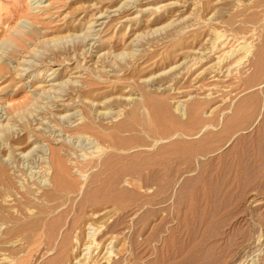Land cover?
I'll return each mask as SVG.
<instances>
[{
	"label": "rangeland",
	"instance_id": "374dc122",
	"mask_svg": "<svg viewBox=\"0 0 264 264\" xmlns=\"http://www.w3.org/2000/svg\"><path fill=\"white\" fill-rule=\"evenodd\" d=\"M128 1L130 19L105 35ZM196 1L0 0V121L12 117L0 127V159L14 187L2 192L50 187L54 148L72 185L42 222L15 235L0 226V264H88L95 252L98 264H264V0ZM99 15L104 28L90 24ZM218 32L229 42L219 61L210 51ZM109 35L101 72L96 55ZM76 48L85 52L68 58ZM145 57L157 58L149 71ZM78 60L91 91L64 83V100L40 94L35 85L66 80ZM216 69L239 79L230 93L213 85ZM197 102L200 121L186 127ZM119 122L123 148L105 133ZM27 134L29 147L8 146L5 136ZM91 159L96 175L79 172Z\"/></svg>",
	"mask_w": 264,
	"mask_h": 264
},
{
	"label": "bare ground",
	"instance_id": "6f19581e",
	"mask_svg": "<svg viewBox=\"0 0 264 264\" xmlns=\"http://www.w3.org/2000/svg\"><path fill=\"white\" fill-rule=\"evenodd\" d=\"M138 2V1H137ZM143 2V1H142ZM196 0H189V2L188 3H190L193 7H196L197 5H196ZM260 3H261V1H260ZM170 4V3H169ZM262 4L263 3H261L258 7L260 8V12L262 13L263 11H262V8H263V6H262ZM95 5V4H94ZM184 5V4H183ZM182 4H181V6H183ZM134 6V4H131V3H129V1L127 2V3H123L120 7H118V9H116V11H118L117 13V15H116V17H114V18H111V20L110 21H112V26L110 27V30H108V31H106V33H105V35L106 34H113L115 31H116V29L118 28V26H120L121 24H122V22H124V21H126V20H128V19H130L129 18V14L131 13V12H134L136 9H134V10H132V8H134L133 7ZM164 6V5H163ZM162 6V7H163ZM136 7V6H135ZM159 7V6H158ZM161 7V6H160ZM192 7V8H193ZM163 9V8H162ZM264 9V8H263ZM138 10V9H137ZM106 11V10H105ZM127 11H129L128 13H126V14H123L124 12H127ZM139 11V10H138ZM140 12V11H139ZM259 12V11H258ZM259 12V13H260ZM92 14V13H91ZM122 14V15H121ZM263 14V13H262ZM102 16V15H101ZM94 19H96V20H94V22L93 23H90L91 25H96V24H98V25H103V28L106 26V23H104V22H100V23H96L97 22V19L98 18H100V15L99 16H96V17H93ZM87 26V28L88 29H91V28H93L92 26ZM127 25V24H126ZM109 26V25H108ZM102 28V29H103ZM106 28H108V27H106ZM192 28H193V26H192ZM102 29L100 30V29H98V30H96V33L98 34V37H100V35H99V33H100V31H102ZM182 29V28H181ZM180 29V30H181ZM95 30V29H94ZM250 30V29H249ZM188 31H190V30H188ZM86 32V31H85ZM84 32V34L86 35V33ZM112 32V33H111ZM111 35H109L108 37H105L104 36V38L102 39V41H101V39H100V49H99V51H97V55H96V57H98L99 58V60H100V62L101 63H97L98 65H99V67H98V69L97 70H99V71H101L102 72V69H101V67L102 66H104L103 64L105 63L104 62V60H103V62L104 63H102V61H101V59L102 58H104L103 56H107V54H108V51L106 50L105 51V49H108L110 46H111V43L109 42V38L111 37ZM124 35V34H123ZM225 34H221V33H217L216 34V40L217 39H219V45H217V46H212V48H211V52H214V58H216V60L217 61H219V60H224V57H226V55H227V53H228V50H226V46L227 45H225L227 42H228V38H226V35H225V38L223 37ZM86 36H90V35H86ZM233 35H231V36H229V37H232ZM235 37V36H234ZM90 38V37H89ZM99 39H98V41H99ZM109 39V40H108ZM135 39V38H134ZM137 39V38H136ZM230 40V39H229ZM132 43H134V41L135 40H133L132 39ZM218 41V40H217ZM231 41H233L234 42V40L233 39H231ZM130 42V41H129ZM233 42H231V43H233ZM132 43L130 44V45H132ZM144 43V42H143ZM37 44V43H36ZM126 44V43H125ZM128 44V43H127ZM136 44V43H135ZM228 44H229V42H228ZM78 45V44H77ZM224 46H225V48H224ZM129 47V46H128ZM78 48H81V47H78ZM78 48H76V49H73L74 50V53L72 54V56H70V53H68V58H70V59H72V57H74L75 56V54L77 53L78 54V52L77 51H79V50H81V49H78ZM31 49H33V50H35L34 48H31ZM132 49V48H131ZM131 49H130V51H131ZM145 49V48H144ZM104 50V51H103ZM214 50V51H213ZM81 51H84V49L83 50H81ZM81 51H79L80 53L79 54H83V52L81 53ZM37 52V51H36ZM73 52V51H72ZM85 52V51H84ZM133 51H131V54H133V56H134V53H132ZM67 53V52H66ZM110 53V52H109ZM142 53V52H141ZM246 53H247V51H246ZM260 53V52H259ZM76 54V55H77ZM126 54V53H125ZM129 54H130V52H129ZM129 54H128V56H129ZM143 54V53H142ZM141 54V55H142ZM35 55V54H34ZM54 55V54H53ZM61 55V54H60ZM59 55V56H60ZM67 55V54H66ZM74 55V56H73ZM122 55V54H121ZM139 55V54H138ZM131 57H132V55H130ZM146 56V55H145ZM61 57V56H60ZM137 57V56H136ZM135 57V58H136ZM244 57H246L245 55H242L241 57H239L236 61H235V63L236 62H238L240 59H244ZM61 58H64V56L63 57H61ZM66 59H67V57H65ZM65 58H64V62H65ZM97 58V59H98ZM106 58V57H105ZM104 58V59H105ZM133 58V57H132ZM135 58H133V59H135ZM140 58V57H139ZM138 57L136 58V59H139ZM227 58V57H226ZM96 59V60H97ZM129 59V58H128ZM135 59V60H136ZM152 58H150V57H145V63H144V65H142L140 68H143L144 69V71H149V69L151 68V67H153L154 65H155V61H156V59L157 58H153L152 60H151ZM141 60V59H140ZM143 60V59H142ZM25 62V61H24ZM97 62V61H96ZM137 62H138V60H137ZM26 63H28L27 61H26ZM32 63V62H31ZM80 64V62H79V60L78 61H76L75 62V64H74V66H72V67H70L69 68V72H70V75H68V78H66V80H64V81H61V82H59L58 84H53V83H49V84H37V85H35V87H38V88H41V89H39V91H41L40 92V94H44L45 92H50V93H53V94H56L55 95V98H57V97H61V98H58L56 101L58 102V100H64V96L67 94H60V92H57V86L58 85H61L62 86V84H64V83H69V85L68 86H72V87H74L75 88V86L76 87H81L82 88V90H79V91H81V93H87V92H89V91H91V86H92V83L90 82V81H87L86 79L87 78H85L86 76H83V73L84 72H81L82 71V69H80V67H79V64ZM134 63V62H133ZM240 63V62H239ZM238 63V64H239ZM29 64H30V62H29ZM231 64V63H230ZM251 64V63H250ZM97 65V66H98ZM89 65H86V67H88ZM252 66H253V64H252ZM260 67H262V66H260ZM228 68V67H227ZM15 69V68H14ZM52 69V68H51ZM22 70H25V69H22ZM53 71L55 70V69H52ZM217 71H215L216 73L214 74V76L216 77V81H217V83H215V84H213L214 86H215V88H216V86L217 87H220V89H224V90H221V91H225L224 92V94H228V91H229V93L232 91V90H234V88L238 85L237 83H238V81H239V79H234V80H225V77H226V75H224V74H220L221 73V71H218V69H216ZM227 71V70H226ZM212 73V72H211ZM214 73V72H213ZM212 73V74H213ZM223 73V72H222ZM225 73V72H224ZM74 74V75H73ZM229 74V73H228ZM17 75V74H16ZM71 75H73V76H71ZM42 77V76H41ZM222 77H224V79L222 78ZM240 77V76H239ZM77 78H81V79H85V80H77ZM237 78V77H236ZM223 79V80H222ZM227 79V78H226ZM231 79V78H230ZM45 81L47 80L46 78L44 79ZM50 79H48L47 81H49ZM214 80V81H215ZM42 81V80H41ZM77 81H79V84H77V83H75V82H77ZM42 82H44V81H42ZM45 83V82H44ZM219 84V85H218ZM47 87H49V88H47ZM66 88H68V87H66ZM73 89V88H72ZM77 89V88H76ZM76 89H73V90H76ZM65 90V89H64ZM63 90V91H64ZM67 91V90H66ZM77 91V90H76ZM128 90H124V92H127ZM73 92V91H72ZM213 92V91H212ZM212 92L211 93H209L208 94V96L209 97H211V94H212ZM79 93V92H78ZM215 93H219L218 91L217 92H215ZM40 96H42V95H40ZM222 96H223V94H222ZM224 96H226L227 97V95H224ZM51 97V96H50ZM54 98V97H53ZM77 98V97H76ZM217 98V97H216ZM122 99H124V98H122ZM125 99H127V98H125ZM124 99V100H125ZM222 99H225V98H222ZM128 100V99H127ZM54 101V100H53ZM65 101H66V99H65ZM60 102V101H59ZM145 102L149 105V106H151L152 107V109L154 108V106L157 108V107H159V102L156 100V99H154V97L153 96H150V95H148V94H145ZM196 102V101H195ZM201 103H199L198 104V102L197 103H192V104H190V105H188L189 106V108L187 109V111H188V120H187V122L185 123L186 124V127H190V128H192V127H194L197 123H199V121H200V115H199V108H200V105ZM59 105L60 106H64L65 104L63 103H59ZM200 105V106H199ZM58 106V105H57ZM56 106V107H57ZM59 106V107H60ZM57 108V109H60V108ZM217 107H219V105L218 106H216V107H214L213 108V110L214 109H216ZM155 108V109H156ZM217 109H219V108H217ZM157 110V109H156ZM154 111V110H153ZM30 113V112H29ZM16 116V115H15ZM10 121H12V117L10 116V117H5L3 120H1L0 121V127L1 126H7L8 124H10L9 122ZM81 124V123H80ZM126 129V126H125V123L124 122H119L118 124H116L112 129H111V131H107V132H105L106 133V137L109 139V141H110V143L114 146V147H116V148H123V146H122V144L124 143V145H127V144H125V139H123V138H121L120 137V134H121V132H123L124 130ZM189 129V128H188ZM107 130H109V129H107ZM10 136V135H9ZM5 137H7V140H6V142H7V144H8V146H12V145H14V146H18L17 148H24V146L25 145H22V144H24V143H26V142H29V141H33L34 139H31V135L30 134H27V135H23L22 137H20V139L18 138V140L17 141H12V138L11 137H8V136H5ZM14 137V136H13ZM126 138V137H125ZM15 140V139H14ZM12 141V142H11ZM31 141V142H32ZM8 146H6V147H8ZM14 146H12V147H14ZM26 146H28L27 144H26ZM25 146V147H26ZM128 146V145H127ZM29 147V146H28ZM125 147V146H124ZM3 147H0V154H1V152L3 151ZM14 153V152H13ZM50 155V157H49V164L47 165V168L46 169H48L49 170V172L51 171V176H52V180H51V186L50 187H47V188H45V189H43L42 191H40V193L36 196V194H34L35 192H34V190L32 191L31 189H29V190H27L26 192L25 191H23L22 192V194L19 192L18 194H19V198H21V199H19V198H17V197H15L12 193H3L2 192V190L4 191V189L6 190L7 188L9 189V187L11 188V187H13V186H10V178H9V174H8V169L6 168L7 166H5V164H3L2 162V160L0 159V226H3V225H5V229H7V230H5L6 232H8L7 234L9 235V234H12V235H15V234H18L19 232H23V231H25V230H27V229H25V228H27V227H31L32 225H34V224H36V222L37 221H40V219L43 217H45L47 214H48V211L50 210V207H51V205L53 204V202L56 200V198H57V196H58V194H60V193H63V192H66L67 190H69L70 188H71V186L72 185H70V182L67 180V177H66V175H65V163H64V161H63V159L61 158V155H60V153H59V151L57 150V149H52L51 150V153H49ZM17 155V154H16ZM2 161V162H1ZM95 161L94 160H89L88 162H85V163H77V167H78V169H79V172H81V173H85V172H88L89 174H91V175H94L95 174V172H96V165H95ZM46 172V171H45ZM90 175V176H91ZM96 175V174H95ZM94 175V176H95ZM214 180V179H213ZM215 182H216V180H215ZM12 184V183H11ZM1 187H3V189L1 188ZM14 188V187H13ZM8 189L6 190V191H8ZM24 190V189H23ZM18 192V190H14V192ZM9 192H10V190H9ZM12 192V191H11ZM8 194V195H7ZM9 194H12V195H9ZM18 194H15V195H18ZM31 194H34L33 196L31 195ZM21 195V196H20ZM28 195H30V196H28ZM34 197V199H32V197ZM92 206V205H91ZM94 206V205H93ZM88 211V210H87ZM108 210H107V208L106 207H102V208H91V210L90 211H88V216H97V215H99V214H102V213H104V212H107ZM26 216L27 217V219H28V221H26V220H22V217L21 216ZM23 217V218H24ZM38 217H40V219L38 220V219H36V218H38ZM43 218L41 219V221L40 222H42L43 221ZM26 221V222H25ZM39 222V223H40ZM39 223H37V224H39ZM1 231V230H0ZM4 233V232H3ZM20 234V233H19ZM89 235V234H88ZM75 237V244L72 246L73 247V249H72V251L73 250H76L77 249V247L79 246V244L77 243V236L76 235H74ZM93 236V235H92ZM13 238V237H12ZM17 239V240H16ZM8 241V240H7ZM17 241H18V238L17 237H15V240H14V238H13V241H12V243L13 242H15V243H17ZM19 242V241H18ZM92 244H95V243H93V241L91 242ZM1 244V243H0ZM8 245H11V244H8ZM78 248H80V247H78ZM94 248L96 249V250H98L99 249V246H98V244H96L95 246H94ZM78 250V249H77ZM6 251V250H5ZM8 251V250H7ZM3 255V249L2 248H0V260L2 259V258H4V256L3 257H1ZM102 256H104V254H101ZM99 257H101L100 256V254L98 253V252H95V253H92L91 255H88L87 256V258H88V264H98V262H100L99 260L102 258H99ZM105 257V256H104ZM103 259V258H102Z\"/></svg>",
	"mask_w": 264,
	"mask_h": 264
}]
</instances>
